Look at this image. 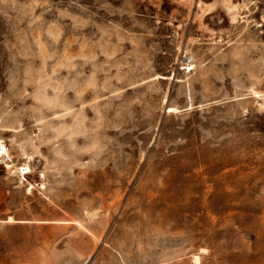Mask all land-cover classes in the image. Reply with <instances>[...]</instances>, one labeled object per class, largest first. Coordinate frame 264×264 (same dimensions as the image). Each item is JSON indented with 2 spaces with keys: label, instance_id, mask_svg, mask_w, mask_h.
Masks as SVG:
<instances>
[{
  "label": "rangeland",
  "instance_id": "obj_1",
  "mask_svg": "<svg viewBox=\"0 0 264 264\" xmlns=\"http://www.w3.org/2000/svg\"><path fill=\"white\" fill-rule=\"evenodd\" d=\"M231 1L0 0V264H264V0Z\"/></svg>",
  "mask_w": 264,
  "mask_h": 264
},
{
  "label": "bare ground",
  "instance_id": "obj_2",
  "mask_svg": "<svg viewBox=\"0 0 264 264\" xmlns=\"http://www.w3.org/2000/svg\"><path fill=\"white\" fill-rule=\"evenodd\" d=\"M193 1L194 0H185V3L186 5L188 6V8L193 5ZM226 3L225 6L227 8V11H228V14L230 15V18L232 21H235L237 18H238V14L240 13V7L237 6L236 4H234L231 0H224ZM199 12L198 14L195 16L196 18V21H198V24L201 28V26H203V17L205 16V14L207 12H209L214 6H215V3H204L202 1H199ZM203 28V27H202ZM261 108L264 109V94H262V100H261ZM260 108V107H259ZM2 148L1 147V150L0 152L3 153L2 151ZM10 166V165H9ZM26 167H22L21 170H23V173H26ZM195 260L198 261L199 260V255H195L194 256Z\"/></svg>",
  "mask_w": 264,
  "mask_h": 264
},
{
  "label": "built area",
  "instance_id": "obj_3",
  "mask_svg": "<svg viewBox=\"0 0 264 264\" xmlns=\"http://www.w3.org/2000/svg\"><path fill=\"white\" fill-rule=\"evenodd\" d=\"M0 159L5 162V160L7 159V153H5V152L1 153L0 152Z\"/></svg>",
  "mask_w": 264,
  "mask_h": 264
}]
</instances>
